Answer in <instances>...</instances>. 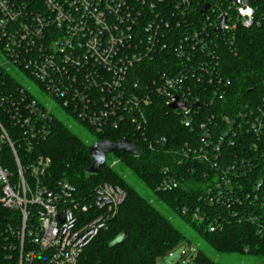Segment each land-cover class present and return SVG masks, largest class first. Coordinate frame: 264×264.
Here are the masks:
<instances>
[{
    "label": "built area",
    "instance_id": "1",
    "mask_svg": "<svg viewBox=\"0 0 264 264\" xmlns=\"http://www.w3.org/2000/svg\"><path fill=\"white\" fill-rule=\"evenodd\" d=\"M164 1L0 0V204L21 214L18 264H78L126 199V192L110 183L100 184L88 197L67 181L49 178L52 159L36 149L51 134L53 121H62L57 108L96 134L132 127L144 135L147 108L157 95L168 105L174 98L184 102L186 108L175 111L193 127L202 100L197 87L224 83L218 73L220 35L212 29L224 33L258 22L256 0L205 4L210 8L201 13L199 25L190 19L192 0H175L170 18L157 11ZM175 24L183 28L181 34H174ZM166 50L179 64L170 63L146 80L140 69ZM137 71L140 77L130 79ZM20 72L44 97L20 79ZM10 77L17 83L11 84ZM214 92L213 99L224 95L221 88ZM3 117L15 128L12 133ZM202 128L204 146L198 156L207 159L210 134L205 124ZM254 128L264 137L260 118ZM21 148L27 151L25 163ZM177 186L166 170L159 189Z\"/></svg>",
    "mask_w": 264,
    "mask_h": 264
},
{
    "label": "trees",
    "instance_id": "2",
    "mask_svg": "<svg viewBox=\"0 0 264 264\" xmlns=\"http://www.w3.org/2000/svg\"><path fill=\"white\" fill-rule=\"evenodd\" d=\"M215 1L192 0L190 19L199 25L203 6ZM256 1L258 22L253 26L240 25L224 33L212 29L220 35L216 40L218 73L224 83L197 85L195 93L202 100L193 127L186 126L179 112L169 108L168 100L156 95L147 108L144 135L132 127L97 134L98 141L117 142L125 137L137 146L136 154L114 153L121 170L107 162L99 174L88 173L93 159L87 142L64 121H53L51 134L36 149L52 159L51 180L67 181L88 197L102 183L126 192L118 214L84 250L78 264H159L162 256L189 241L157 207L156 200L189 223L215 251L249 254L264 264V137L254 128L256 118L264 124V0ZM175 7V0H165L157 5V11L170 18ZM174 26V34H181L183 28ZM162 55L157 54L155 63L148 62L140 69L146 80L168 64L180 62L169 50ZM139 73L130 79L137 80ZM9 80L11 84L14 81L12 77ZM217 88L224 95L213 99ZM7 119L3 117V122L12 133L15 128ZM203 124L210 134L207 159L198 156L204 146ZM18 153L25 163L27 151L21 148ZM9 158L13 164V155ZM124 169L144 183L155 199L142 195ZM166 170L178 181L177 187L159 189ZM20 229L21 214L0 204V264H18ZM194 261L245 264L222 262L201 249H197Z\"/></svg>",
    "mask_w": 264,
    "mask_h": 264
},
{
    "label": "rangeland",
    "instance_id": "3",
    "mask_svg": "<svg viewBox=\"0 0 264 264\" xmlns=\"http://www.w3.org/2000/svg\"><path fill=\"white\" fill-rule=\"evenodd\" d=\"M1 61V54H0ZM20 79L28 84H31L34 88V91L37 95L44 97L41 94L39 88L33 80L28 78L24 73H19ZM57 117H60L78 136L83 138L89 146L93 145L98 141L97 134L93 132L89 127L83 125L72 115L68 114L64 109L58 107L55 111ZM119 160L114 153H111L107 156V162L112 163L113 161ZM120 161V160H119ZM106 162V163H107ZM117 169L121 170L123 166L119 163L115 166ZM124 174L130 182H132L140 193L147 198L155 199V196L151 190H149L144 183L139 181L129 169H124ZM156 205L159 207L162 212L172 219L174 224L180 228L189 241L181 243L179 246L174 248L170 253L165 254L159 260V264H195L194 257L197 252V249L204 250L208 255L214 257L222 262L226 263H245V264H258L260 259L253 257L249 254H226L219 253L212 249L210 245L202 239L196 232L195 229L189 224L186 223L181 217L177 216L171 212L162 202L156 200Z\"/></svg>",
    "mask_w": 264,
    "mask_h": 264
},
{
    "label": "water",
    "instance_id": "4",
    "mask_svg": "<svg viewBox=\"0 0 264 264\" xmlns=\"http://www.w3.org/2000/svg\"><path fill=\"white\" fill-rule=\"evenodd\" d=\"M210 8V5H206L201 13H205ZM226 24V19H223V24L218 28V30L223 29ZM200 104L197 102L194 104V107H198ZM169 108L172 110L176 109H185L186 104L180 101L178 98H174L171 102H169ZM88 152L91 155L93 162L87 168V172L90 174H99L102 167L107 162V156L111 153H137V146L130 142L127 138L123 137L120 141H110V140H102L97 141L93 145L89 146Z\"/></svg>",
    "mask_w": 264,
    "mask_h": 264
},
{
    "label": "snow or ice",
    "instance_id": "5",
    "mask_svg": "<svg viewBox=\"0 0 264 264\" xmlns=\"http://www.w3.org/2000/svg\"><path fill=\"white\" fill-rule=\"evenodd\" d=\"M249 14L251 13V9H248Z\"/></svg>",
    "mask_w": 264,
    "mask_h": 264
}]
</instances>
